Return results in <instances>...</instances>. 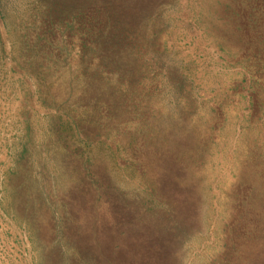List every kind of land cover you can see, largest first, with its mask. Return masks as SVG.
I'll return each mask as SVG.
<instances>
[{
  "label": "rangeland",
  "instance_id": "1",
  "mask_svg": "<svg viewBox=\"0 0 264 264\" xmlns=\"http://www.w3.org/2000/svg\"><path fill=\"white\" fill-rule=\"evenodd\" d=\"M0 264H264V0H0Z\"/></svg>",
  "mask_w": 264,
  "mask_h": 264
},
{
  "label": "trees",
  "instance_id": "2",
  "mask_svg": "<svg viewBox=\"0 0 264 264\" xmlns=\"http://www.w3.org/2000/svg\"><path fill=\"white\" fill-rule=\"evenodd\" d=\"M90 173V174H89ZM87 174H88V176L91 178V176L90 175H92L91 174V172L89 171V169H87ZM90 182H91V184L93 185V186H95V189L96 190H98V183H97V181L92 177L91 179H90Z\"/></svg>",
  "mask_w": 264,
  "mask_h": 264
}]
</instances>
